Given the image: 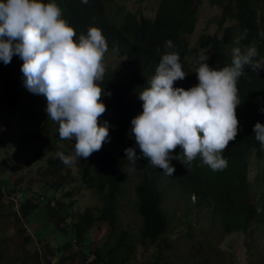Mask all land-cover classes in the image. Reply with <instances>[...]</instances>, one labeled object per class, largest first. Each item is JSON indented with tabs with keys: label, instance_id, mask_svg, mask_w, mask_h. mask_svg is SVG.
Instances as JSON below:
<instances>
[{
	"label": "trees",
	"instance_id": "obj_1",
	"mask_svg": "<svg viewBox=\"0 0 264 264\" xmlns=\"http://www.w3.org/2000/svg\"><path fill=\"white\" fill-rule=\"evenodd\" d=\"M202 1L220 8L215 21L217 30L199 32L191 46L183 36L193 35L196 12ZM257 1L158 0L150 17L125 11L114 25L106 17L101 0L87 3L54 0L62 10V18L75 30L74 40L78 42L89 27H97L106 39L108 50L104 60L108 58V62L103 60L106 70L103 80L98 82L106 93L101 97L106 111L98 123L109 119L111 131L103 149L87 159L77 158L78 165L72 164L76 168L73 171L56 153L73 154L75 140H61L57 130L48 135L51 122L45 110L39 114L38 123H33L32 111L42 95L33 94L24 86L20 70L22 59L14 55L8 65L0 61V77H6L8 83L3 90L5 95L0 98L3 106L0 110L4 109L0 143L11 150L17 138L19 144L13 155L17 157L23 149L33 155L34 161L33 173L27 179L19 177L13 180L12 186L0 180L3 229L0 264H40V258L45 264H134L131 260L136 255L135 242L126 230L119 228L117 219L118 198L128 179L129 164L139 170L133 194L139 218L136 240L142 247L155 244L164 250L171 249L172 244L163 237L168 219L162 203L165 192L173 190L184 196L188 207L207 209L209 219L217 220L222 234L246 233L253 224L264 226V150L253 133L256 122L264 124V113L259 111L264 108V69L256 73L246 67L245 75L238 80L239 127L235 140L230 141L221 154L227 160L223 170H211L198 156L190 168L171 160L175 172L166 175L162 169L149 166L134 138L128 135L131 119L142 112L143 102L138 93L150 86L148 81L154 76L164 52L179 54L182 69L187 74L185 79L175 81L173 87L185 89L198 83L194 70L199 66L186 61V57L203 52L208 55L207 64L214 69L230 65L231 55H227L226 49L231 46L234 32L240 37L246 30L241 46H255L259 53L256 59L264 58V38L258 34L264 32V5L256 6ZM168 40L174 48H165ZM47 139L50 145L45 144ZM129 147L135 149V163L126 157L125 149ZM5 169V161L0 159V173ZM74 174L86 189L100 196V207L85 206L80 212L72 213L68 209L75 199L70 189L61 193L59 199L46 195L48 191L71 186ZM40 208L44 210L46 222L58 233L67 235L56 243L43 239L47 254L39 253L35 246L30 247L32 237L24 226ZM101 229H104L103 235L97 240L94 234ZM12 235L17 238L15 243L11 241ZM158 260L154 255L137 264H162ZM201 264L208 262L204 258Z\"/></svg>",
	"mask_w": 264,
	"mask_h": 264
},
{
	"label": "clouds",
	"instance_id": "obj_2",
	"mask_svg": "<svg viewBox=\"0 0 264 264\" xmlns=\"http://www.w3.org/2000/svg\"><path fill=\"white\" fill-rule=\"evenodd\" d=\"M258 34L264 38V32ZM246 35L245 30L234 40L230 65L218 70L207 64L208 55L201 52L194 70L198 83L188 89L173 87L187 74L179 54L166 51L161 55L150 86L138 93L142 112L131 119L128 133L149 166L171 176L175 172L171 160L190 168L199 156L213 171L227 167L221 154L238 133V80L246 67L256 73L264 69V58L256 59L255 46H240ZM75 36L54 0H0V61L8 65L14 55L22 59L24 86L46 98L45 111L58 125L59 138L75 140L74 156L56 153L66 166L101 150L109 137L107 121L98 123L106 111L101 100L106 93L98 83L106 70V39L97 27H89L78 42ZM174 47L171 40L165 42L166 49ZM259 111L264 113V108ZM253 133L264 150V124L256 122ZM177 147L181 152L173 155ZM125 152L135 163V149Z\"/></svg>",
	"mask_w": 264,
	"mask_h": 264
},
{
	"label": "rangeland",
	"instance_id": "obj_3",
	"mask_svg": "<svg viewBox=\"0 0 264 264\" xmlns=\"http://www.w3.org/2000/svg\"><path fill=\"white\" fill-rule=\"evenodd\" d=\"M158 0H101L104 13L108 20L117 25L120 17L125 11L141 12L145 16L150 17L155 9ZM198 7L195 17V31L192 36L185 34L183 37L190 41L193 46L197 34L201 31L211 33L217 30L216 19L220 13V8L217 5H209L202 1ZM256 6H263L264 0H258ZM260 9V8H259ZM259 11V10H258ZM111 19V20H110ZM231 23V21H228ZM238 33L234 32L231 37V46L226 49L227 55H231L233 43L238 37ZM241 46V45H240ZM243 48V46H241ZM199 53L194 52L186 57V61H191L197 65V57ZM104 60L105 62H108ZM8 86L6 77H0V98L5 95L4 88ZM47 101L42 96V99L35 106L33 123L36 125L39 121V114L46 109ZM0 107L3 106L0 103ZM3 110H0V122L3 115ZM107 121L108 131H111L110 120L105 119L100 122L103 125ZM50 128L48 135L58 129V125L50 119ZM17 131V130H16ZM18 132V131H17ZM14 134V133H11ZM19 140L16 138L12 142V149L6 150V146L0 143V159H4L6 169L0 173V180L7 186H12L17 178L27 179L33 173L34 161L33 155L23 150L19 155L14 156L13 152L18 146ZM51 141L46 140L45 144L50 145ZM104 147L101 148V150ZM181 149L177 147L173 155H178ZM75 153L71 154L74 156ZM8 160V161H7ZM78 165V162H74ZM73 163V165H74ZM72 170L76 169L71 165ZM127 182L123 187L122 195L118 198L117 219L119 228L128 232L131 239L136 245V255L131 260V263L137 264L138 261L151 259L157 255L158 261L162 264H201L205 258L208 264H264V226L253 224L246 232L240 231L222 234L217 220L211 221L207 209H196L188 207V202L184 196L177 190L165 192L162 208L167 212L168 229L163 236L172 244L170 250H164L160 246L151 245L142 247L137 243V229L139 226V218L135 212V197L133 194V184L135 183L139 170L128 165ZM27 177V178H26ZM74 182L71 186L65 187L59 191H48L47 196L60 198V194L70 189L75 203L72 204L68 211L72 213L80 212L85 206L100 207L101 198L92 190H88L81 184L77 177L73 176ZM24 226L32 237L33 246L39 250V253L45 252L44 241L56 243L63 240L67 235H62L52 228L50 223L45 220L43 208H40L37 213L25 221ZM7 228H9L7 226ZM103 228V227H102ZM2 223L0 221V233L2 231ZM104 229L99 233L94 234L97 240H100ZM9 231H13L9 229ZM95 233V232H94ZM88 236V234H87ZM17 238L12 235L11 241L15 243ZM40 264H45L39 259Z\"/></svg>",
	"mask_w": 264,
	"mask_h": 264
}]
</instances>
